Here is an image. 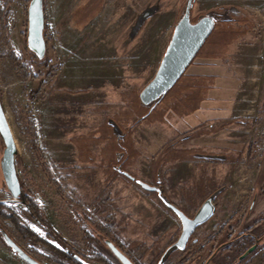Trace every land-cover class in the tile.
I'll list each match as a JSON object with an SVG mask.
<instances>
[{
  "label": "rangeland",
  "instance_id": "374dc122",
  "mask_svg": "<svg viewBox=\"0 0 264 264\" xmlns=\"http://www.w3.org/2000/svg\"><path fill=\"white\" fill-rule=\"evenodd\" d=\"M88 1L45 0L49 42L39 58L45 65L27 43L30 0H13L6 33L0 28V95L22 187L72 246L91 257L106 237L96 222L119 224L112 228L132 247L156 248L152 263L179 234L178 218L132 177L153 182L158 174L172 198L187 196L190 214L226 185L216 213L200 231L204 252L195 249L183 264H204L229 237L264 235V0H194L192 20L215 13V28L177 83L151 105L143 104L140 93L154 77L188 0H100L86 9ZM152 5L157 11L133 35L139 14ZM5 35L35 77L22 78L6 55ZM53 68L56 73L48 77ZM44 80L49 82L42 86ZM34 138L62 192L47 175ZM4 147L0 135V200L45 236L22 202L9 201ZM73 166L76 173L67 180ZM141 211L147 225L132 221ZM0 225L44 264H58L11 220L0 219ZM235 243L211 264H264V244L240 259L249 237ZM0 264H29L1 233Z\"/></svg>",
  "mask_w": 264,
  "mask_h": 264
},
{
  "label": "water",
  "instance_id": "95a60500",
  "mask_svg": "<svg viewBox=\"0 0 264 264\" xmlns=\"http://www.w3.org/2000/svg\"><path fill=\"white\" fill-rule=\"evenodd\" d=\"M194 0H188L183 15L175 25L172 37L164 52L160 65L154 77L145 85L140 93V99L145 105H151L159 101L181 78L187 68L196 58L200 49L212 34L217 16L215 13H208L198 20H192V6ZM158 9L157 5L146 7L138 16L133 26V35L139 30L145 20L153 15ZM46 10L45 0H30L28 6V47L38 55L44 58L47 52V41L45 37ZM0 134L4 140L5 147L1 159V168L5 180V186L10 191L13 198H18L22 194V186L16 165V155L18 153L16 141L8 122L2 98L0 95ZM132 177V176H131ZM144 188L158 190L163 202L171 207L176 214L180 216L183 223V229L178 239L172 243L163 253L161 262L176 249H183L196 229L197 225L210 219L215 213L217 198L220 190L210 194L193 217L186 215L178 206L173 204L164 194L163 186L151 185L139 178L132 177ZM0 233L5 243L29 264H44L38 257L28 252L22 244L10 233L6 227L0 225ZM264 242V235L257 237L255 243L251 245L242 255L243 259L259 245ZM112 249L124 264H134L132 260L121 252L115 244L108 241ZM206 261L209 264L211 258ZM76 258L85 264H93L76 254Z\"/></svg>",
  "mask_w": 264,
  "mask_h": 264
},
{
  "label": "flooded vegetation",
  "instance_id": "af4514ba",
  "mask_svg": "<svg viewBox=\"0 0 264 264\" xmlns=\"http://www.w3.org/2000/svg\"><path fill=\"white\" fill-rule=\"evenodd\" d=\"M98 1H100V0H89L88 2H87V4H86V9L89 7V8H93V5H97L99 2ZM197 57V56H196ZM141 180H143L142 178H141ZM134 181V183L136 184V185H139V186H141L142 187V190L143 191H145V192H148V193H154L155 194V196L157 197V199L159 200V203H160V205L162 206V207H164L165 209H167V210H169L171 213H173L174 214V216L175 217H177L178 218V220H179V223H180V231H179V234L173 239V240H171L169 243H168V245L160 252V254H159V256H158V258H157V261L155 260V262L154 263H152L151 262V260L152 259H154V257L156 256V248H153V247H148V251L146 252V249H144L143 247V244L142 243H137L138 245H136L135 247H132L131 245H128V243L126 242V240L123 238V237H121L120 235H118V232H116L115 231V227L118 229V227H119V224H117L116 222H114V221H111V222H106V223H100L101 225V232L100 233H105L106 234V237L105 238H101V244H102V248L100 249V251H95V255H97V256H100L101 257V260H98V261H100V264H124L121 260H120V258L117 256V254L115 253V251L112 249V247L110 246V244L108 243V241H111L113 244H115L116 245V247L121 251V252H123L126 256H128L131 260H132V262L134 263V264H183V263H186V261H187V257L189 256V254L190 253H192L195 249H197V253H200V252H204V247H200L199 245H200V238H201V233H200V231L202 230V228L205 226V224H207V222H209L210 220H211V218L214 216H212L210 219H208L207 221H205V222H203V223H201V224H199V225H197V227H196V229L194 230V232H193V234L191 235V237L189 238V240H188V242H187V244H186V247L185 248H183V249H176L175 251H173L172 252V254L168 257V259H166L165 261H163V262H161L160 260H161V256L163 255V253L165 252V250L172 244V243H174L177 239H178V237H179V235L181 234V231H182V229H183V223H182V219L180 218V216L178 215V214H176L175 212H174V210L171 208V207H169L168 205H166L164 202H163V200H162V198L160 197V195H159V192H158V190H156V189H154V190H151V189H146V188H144L140 183H138L136 180H133ZM143 181H145V182H148V181H146V180H143ZM149 184H151V185H156V186H163V188H164V194L168 197V199L173 203V204H175L176 206H178L186 215H188V216H190V217H193L195 214H196V212L198 211V209L200 208V206H201V204H199V205H197L196 207H195V212L193 213V214H190L189 213V211H188V205L186 204V199H187V196H183L184 197V199H181V200H175L174 198H172V196L168 193V189L166 188V186L163 184V183H161L160 181H158V174L156 175V178H155V180L153 181V182H148ZM21 186H22V184H21ZM225 188H226V185H224V184H221V185H219L214 191H216V190H220L221 192L220 193H222L224 190H225ZM7 192L9 193V194H11L10 193V191H8L7 190ZM186 197V198H185ZM219 198L217 197L216 199H215V201L217 202V203H219V200H218ZM205 200V199H204ZM8 200H0V206L1 205H4V206H7V207H10V206H8V203L9 202H7ZM10 202H13V203H15V202H17V201H20V202H22L24 205H25V207H26V212H27V214L28 215H30L40 226H42L43 228H44V230H45V236H41V235H39L35 230V232L39 235V236H41L42 238H44V239H47L49 242H53L54 244H56V245H59V243L55 240V239H53V238H51V237H47L46 235H47V231H46V228L43 226V225H41L32 215H31V213H29L28 212V203H29V198H28V191H26L23 187H22V194L18 197V198H13V196H12V198H11V200H9ZM138 201H141V199H139ZM203 202V201H202ZM218 205V204H217ZM216 210H217V208H216ZM133 214L132 213H130L129 215L127 214L126 215V217L129 219V218H131L130 216H132ZM21 216V215H20ZM144 215H143V212L141 211V212H139L138 213V215L136 216V217H134V216H132V221H134L135 223H139V224H141L142 226H143V223L145 224V225H147V223H146V220L144 219V218H142ZM22 217V216H21ZM23 218V217H22ZM133 218H135V220L133 219ZM24 219V218H23ZM10 220V219H9ZM12 221V220H11ZM13 222V221H12ZM14 223V222H13ZM87 223H91V222H87ZM15 225V224H14ZM96 225H98V224H96ZM112 225L113 226H115L114 227V229L112 228ZM54 226V225H53ZM55 227V226H54ZM56 228V227H55ZM122 228H123V226H122ZM31 229H33L32 227H31ZM112 229H113V231H112ZM9 230V229H8ZM56 230L57 231H59L57 228H56ZM10 231V230H9ZM60 232V231H59ZM10 233L12 234V232L10 231ZM62 234V233H61ZM13 235V234H12ZM63 235V234H62ZM14 236V235H13ZM64 236V235H63ZM260 236V235H259ZM15 237V236H14ZM65 237V236H64ZM215 237V236H214ZM242 237L243 238H246V237H249V238H253V237H255V234L254 233H249V232H243V233H241V234H239V235H237L235 238H231V237H229V239H227L226 241H224V242H221L220 244H218L214 249H213V251L210 253V255L208 256V258H207V260L217 251V253L222 249V248H227L228 246H231V244L232 243H234V242H236L237 243V241L238 240H241L242 239ZM24 238V237H23ZM66 238V237H65ZM211 238V237H210ZM24 239H26V240H28V241H32L31 239H29V238H24ZM67 239V238H66ZM68 240V239H67ZM69 241V240H68ZM32 242H34V241H32ZM235 243V244H236ZM23 245V244H22ZM24 246V245H23ZM24 248L28 251V252H30L31 254H33V255H35V253L32 251V250H30V249H28V248H26L25 246H24ZM198 248H200L199 250H198ZM67 250V252L68 253H70V254H72L75 258H76V254H78V255H80L82 258H84L85 260H87L88 262H90V263H93V261H96L93 257H91V256H88V255H86V254H84L83 252H81V253H77V252H74V250L71 248V247H69V248H67L66 249ZM145 252V253H144ZM174 254H177V255H179V257L177 258V259H172V256L174 255ZM36 256V255H35ZM215 256L216 255H214L212 258H211V260H210V264H211V261L215 258ZM37 257V256H36ZM142 257V258H141ZM148 259H147V258ZM183 258H184V260H183ZM77 259V258H76ZM156 259V258H155ZM78 260V259H77ZM206 260V261H207ZM79 262H81L82 264H85L84 262H82V261H80V260H78ZM206 261H205V263H206ZM28 263V262H27ZM204 263V264H205ZM93 264H95V263H93Z\"/></svg>",
  "mask_w": 264,
  "mask_h": 264
},
{
  "label": "trees",
  "instance_id": "16d2710c",
  "mask_svg": "<svg viewBox=\"0 0 264 264\" xmlns=\"http://www.w3.org/2000/svg\"><path fill=\"white\" fill-rule=\"evenodd\" d=\"M12 1L13 0H5L4 3H0V28L3 31V33H6L7 28H8L7 18L9 15V6L12 3ZM45 10H46V4H45ZM46 28H47V25H46ZM45 37H46V41L48 44L49 37L47 35V32H45ZM5 41H6L7 48H8V52L6 55L9 56L14 61L22 78L25 81H28L32 76L35 77L36 74L35 75L33 74L31 67L29 66V63L26 60H24L22 56L17 54L13 44L11 43L7 35H5ZM33 56L36 58V61L39 62L40 65L47 64V62L40 61L38 55L34 52H33ZM56 70L57 68H53L52 71L49 73L48 77H51V75H54L56 73ZM47 82L49 81L48 80L42 81V86L46 85ZM254 123H257V121L254 120ZM33 146L36 152L39 154V158L41 159V161H43L42 162L43 165L46 166L45 171L47 175L49 176V178L52 179V183L54 184V186L57 187L58 191L62 192L63 191L62 185L60 184L59 180H57L56 178L53 179L52 171L50 167L47 166L48 165L47 162L43 159L44 157L41 154L40 146L36 138L33 139ZM254 148H255V144L253 143L252 147H250V152H249L251 153V155L254 154ZM55 165L58 167V163H55ZM71 169H72L71 172H69V175L66 177L68 178L67 180L71 179L73 174L76 173L75 166H73ZM28 198H29L28 212L31 213V215L41 225H43L46 228V231H47L46 236L55 239L59 243V245H56L53 242H49L47 239H44L41 236H39L33 229H31L30 225L20 216L17 210L13 207H7L4 205H1L0 206V219L12 220L17 230L21 233V235L24 238H29L32 241H34L39 249L43 250L44 253L50 259H52L53 261H56L58 264H82L72 254L68 253L66 249L71 247L74 250V252L81 253V251L73 247L72 244L59 231L56 230L53 224L47 219V217L41 211L38 201L29 192H28ZM94 225L96 229H98L99 232H101L102 230L100 226L101 224L96 222ZM260 236H263V235H260ZM255 238H257V236L253 238H249V246L255 243V240H256ZM263 244L264 242L261 245ZM93 258L95 260H101V257L97 255H95Z\"/></svg>",
  "mask_w": 264,
  "mask_h": 264
}]
</instances>
